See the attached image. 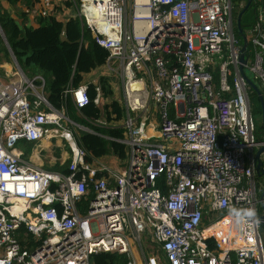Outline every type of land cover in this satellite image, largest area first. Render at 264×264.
Instances as JSON below:
<instances>
[{
    "label": "built area",
    "instance_id": "built-area-1",
    "mask_svg": "<svg viewBox=\"0 0 264 264\" xmlns=\"http://www.w3.org/2000/svg\"><path fill=\"white\" fill-rule=\"evenodd\" d=\"M39 4L42 16L62 7ZM74 8L108 52L105 72L121 74V122L93 124L122 129L113 141L126 160L85 162L71 127L95 133L54 109L44 79L26 77L9 51L12 80L0 82V264H91L101 253L139 264L129 237L143 264H264L254 156L263 144L254 138L231 1L79 0ZM263 22L260 8L243 71L264 90ZM65 95L77 111L89 103L85 84ZM52 140L70 151L57 171L15 151L20 141ZM143 236L156 253H145Z\"/></svg>",
    "mask_w": 264,
    "mask_h": 264
},
{
    "label": "trees",
    "instance_id": "trees-1",
    "mask_svg": "<svg viewBox=\"0 0 264 264\" xmlns=\"http://www.w3.org/2000/svg\"><path fill=\"white\" fill-rule=\"evenodd\" d=\"M1 1L6 2L9 7L19 10L16 17L22 19V25L17 24L16 20L0 3V64L9 61L10 51L26 77L32 78L36 74L42 76L45 81V97L54 109H64L66 116L72 122L95 133L81 132L76 138L77 145L86 153L85 162L91 163L93 160L108 154L116 156L120 161H125L127 154L124 146L113 141V139L122 137V129L100 127L93 124L102 116H105L108 121L113 120L108 108H111V114L115 115V121L121 120L122 108L118 102L111 101L110 104H104L101 108L96 106L93 103L96 91L92 84L87 85L89 103L79 111L74 108L70 96L65 95L67 89L82 85L84 75L105 64L108 57L107 50L97 45L90 31L77 15L62 22L51 15L42 16L39 14L34 17L37 27H26L23 24L27 15L40 0ZM69 1L71 0L65 1V6L72 9H75L74 7L79 2V0H74V3ZM230 1L233 7L232 13L236 20L246 0ZM260 8H264V0H251V4L244 12L240 22L244 35L247 33V29L249 30L254 25ZM234 33L239 45L242 46L243 40L241 35L236 32V28H234ZM31 68H35L38 73L35 72V74ZM24 69L28 70L24 71ZM215 79H217V74H215ZM108 82L104 77L98 81V87L104 99L112 96V89ZM260 92L263 93L261 88ZM249 100L252 116L253 113H258L261 116L259 97L252 89L249 90ZM254 138L256 143H264L262 119L260 125L256 126L254 123ZM255 179L262 189L261 183H264V178L255 176ZM93 262L94 264H117L125 263L126 258L119 254L101 253L93 256Z\"/></svg>",
    "mask_w": 264,
    "mask_h": 264
},
{
    "label": "crops",
    "instance_id": "crops-1",
    "mask_svg": "<svg viewBox=\"0 0 264 264\" xmlns=\"http://www.w3.org/2000/svg\"><path fill=\"white\" fill-rule=\"evenodd\" d=\"M1 3V5H2V7L4 8V9H6L7 11H8V13L16 20V22H17V24H19L20 26L22 25V19L19 17V18H17L16 17V15L15 14H13V13H11V11L9 10V5L6 3V2H4V1H1L0 2ZM245 5V3L243 4V6ZM242 6V7H243ZM67 7V6H66ZM57 9H61V8H56V9H53V10H51V12H50V14L49 15H51L52 17H54L56 20H58V21H62V22H65L68 18H70V17H75L76 15H68V12L72 9V8H68L67 7V9H64V11H61V12H63V13H60V12H57V11H59V10H57ZM22 10L23 11H25L26 12V10L24 9V8H22ZM59 14H65L68 18L67 19H64L63 18V16L64 15H62V18L63 19H60L59 18ZM243 16V15H242ZM263 25H264V22H263ZM23 26H26V27H33V28H35V27H37V24H36V20H35V18H34V16L31 14V13H29V15H27V19H26V21H25V23L23 24ZM264 29V28H263ZM247 31H248V29H247ZM245 36H246V34H245ZM9 57H10V55H9ZM11 58V57H10ZM11 60H12V58H11ZM11 62H4V63H2V64H0V77L2 76V77H4L5 79H7V78H9L10 77V75H11V73H12V71H13V69H12V67L9 65ZM9 68V69H8ZM95 72H98V73H96V75L94 74ZM35 73V72H34ZM33 73V74H34ZM38 73V72H37ZM36 74V73H35ZM98 74L100 75L99 77H98ZM93 75H95V76H97V78L96 79H85V77L86 76H93ZM112 74H107L106 72H105V67L104 66H102V67H100V68H98V69H96V70H94V71H92L91 73H89V74H86V75H84L83 76V83L82 84H85V85H88V84H92L93 86H95V87H98V81H99V79L101 78V77H104L105 79H107V78H109V76H111ZM42 77V76H41ZM92 80V81H91ZM3 81H5V80H3V79H0V82H3ZM109 81V80H108ZM258 88H259V90H260V88H261V90L263 91V93H262V96L264 95V90H263V88L260 86V84L258 83V82H256V81H254L253 82ZM108 84H109V86L111 87V89H112V83H111V79H110V81L108 82ZM44 87H45V81H44ZM100 98H101V100L103 101V103L101 104V105H96V106H98L99 108H101L104 104H110V102H111V98H108V99H104L103 97H102V93L100 92ZM103 98V99H102ZM120 102H118V104H119ZM120 105V107L122 108V117H123V106L121 105V104H119ZM108 112L110 113V117L111 118H113L115 115H113V114H111V108H108ZM102 121H104V122H106V123H108V122H110V121H108V120H106L105 119V116H102L101 118H100ZM121 120H122V118H121ZM121 120H119L118 122H121ZM111 121H114V120H111ZM97 125V124H96ZM97 126H99V125H97ZM100 127H104V126H100ZM82 132H85V131H82ZM80 134V133H79ZM78 134V135H79ZM74 135H75V138H77L78 137V135H76L75 134V132H74ZM77 142V141H76ZM56 144H58V142L56 141ZM259 144H263V143H259ZM261 148V146H257L256 147V149H255V153L259 150ZM40 149H44V150H46L47 152H49V153H52L51 152V150H53V149H56L55 148V143L53 142V140L52 141H50V142H42V143H39V144H37V143H30V142H26V141H20V142H18V144H17V148H15V151L16 152H19V153H21V158L23 159V160H25L26 162H29L30 164H32V165H35V166H39V167H42L43 166V162H42V160H40L39 159V154L41 153V151H40ZM255 153H254V155H255ZM63 158H67V153H64V155H63ZM260 160H261V162L262 163H264V153H262L261 154V156H260ZM93 162V164H96V163H106L108 166H112V167H117V166H119L122 162H124V161H120L116 156H114V155H112V154H108V155H106V156H102L101 158H98V159H95V160H93L92 161ZM53 163H55L56 165H57V170H59V169H61V165H60V163H61V161H59V160H56V161H54ZM264 165V164H263ZM264 167V166H263ZM43 168V167H42ZM56 170V171H57ZM257 176V175H256ZM258 177V176H257ZM257 187H258V192H259V196H260V193L263 191V189H264V183L262 182L261 183V188L262 189H260V187H259V184L257 183ZM262 211V209H261V206H260V212ZM214 217V214H210L209 216H205V218H213Z\"/></svg>",
    "mask_w": 264,
    "mask_h": 264
},
{
    "label": "rangeland",
    "instance_id": "rangeland-1",
    "mask_svg": "<svg viewBox=\"0 0 264 264\" xmlns=\"http://www.w3.org/2000/svg\"><path fill=\"white\" fill-rule=\"evenodd\" d=\"M65 1H68V0H60V3L62 5V7H61V9H57V10H59L57 12L63 13L61 11H64V9H67V7L65 6ZM37 6H38V8L36 9ZM37 6L35 8H32V10H31L32 11V15L34 17L37 15V11L38 10H41L43 12V8L46 7V6H43L42 4H39ZM9 10L11 11V13H13L15 15H18V13H19V10L17 8H14V7H9ZM76 14H77V11L75 9H71L68 12V15H73L74 16ZM62 15H64L63 16L64 19L68 18L65 14H59V18L60 19H63ZM9 62H11L9 65L12 67V69H13L12 73H13L14 72V62L11 60L10 57H9ZM27 70L28 69H24V71H27ZM31 70L36 72V73L38 72L35 68H31ZM96 73H98V72H95L94 74L96 75ZM28 75H30V74H28ZM36 75H39V74H36ZM95 75L86 76L85 79L86 80L87 79H93L94 80V79L97 78V76H95ZM99 76L100 75L98 74V77ZM0 79H3L5 81L12 80L11 77L5 79L2 76L0 77ZM110 79H111V83H112L111 101L120 102L119 104L124 106V97H123V90H122V79H121L120 72H118L117 74H112L111 76H109V78H107V80H109V81H110ZM253 119H254V123H255L256 126L261 124V116H260V114L253 113ZM113 120L115 121L114 117H113ZM71 129L73 130V132H75L76 135H78L79 133H81L83 131L81 128H79L77 126L71 127ZM53 142L55 143V148L56 149L51 150L52 153H49V152H47L44 149H40L41 153L39 154V159L42 160V162H43V166L42 167L44 169H46V170H49V171H56L57 170V165L55 163H53V162L56 161V160H59V161L66 160L67 161V159L69 158V153H70V151L68 149V146H67V144L65 142L59 141V145L56 144V140H53ZM15 148H17V145L15 146ZM64 153H67V158H63ZM123 163H125V161ZM129 241L131 242V248H132V250L135 253L136 260L138 261L139 264H143V257H142V255H141V253L139 251L138 244L131 237H129ZM263 241H264V236H263ZM142 246H143L144 251H145L146 254H148V253H156V251H157L156 247L150 243L149 238H147L145 236H143V238H142ZM90 263L94 264L93 257L91 258Z\"/></svg>",
    "mask_w": 264,
    "mask_h": 264
},
{
    "label": "water",
    "instance_id": "water-1",
    "mask_svg": "<svg viewBox=\"0 0 264 264\" xmlns=\"http://www.w3.org/2000/svg\"><path fill=\"white\" fill-rule=\"evenodd\" d=\"M250 4H251V0H246V3L244 5V7L242 8V10L238 13V15L236 17V23H235L236 32L241 35V38L243 40V43H242V46H241V50H240V57H239V63H240L239 70H240V73L242 74V76L246 79V82H247L248 86L252 90H254L256 92V94L258 95V97H259L261 110H262L261 119H262V124L264 125V98H263L262 93L260 92L259 88L251 80H249L245 76L244 71H243V66L246 64V61H247L246 51L248 49V41H247L246 36L242 33L240 22H241L242 15L248 9ZM12 58H14V57H12ZM262 153H264V144L261 146V148L254 155L255 156V160H256L255 175H257L258 177L262 176L264 178L263 163L260 160V156H261ZM259 200L261 202V209H262V215H261L262 224H261V227H260V233L264 234V189L260 193Z\"/></svg>",
    "mask_w": 264,
    "mask_h": 264
},
{
    "label": "clouds",
    "instance_id": "clouds-1",
    "mask_svg": "<svg viewBox=\"0 0 264 264\" xmlns=\"http://www.w3.org/2000/svg\"><path fill=\"white\" fill-rule=\"evenodd\" d=\"M233 212V210H230ZM235 212H239L237 210L234 209ZM243 215L247 216V217H254L255 216V212L253 210H246Z\"/></svg>",
    "mask_w": 264,
    "mask_h": 264
},
{
    "label": "bare ground",
    "instance_id": "bare-ground-1",
    "mask_svg": "<svg viewBox=\"0 0 264 264\" xmlns=\"http://www.w3.org/2000/svg\"><path fill=\"white\" fill-rule=\"evenodd\" d=\"M9 69V68H8ZM130 87H133L134 89H138V87H137V84L136 83H133V84H131L130 85ZM143 93V92H142ZM142 93H140V95L139 96H142ZM226 230V228H224L223 229V231H225Z\"/></svg>",
    "mask_w": 264,
    "mask_h": 264
},
{
    "label": "flooded vegetation",
    "instance_id": "flooded-vegetation-1",
    "mask_svg": "<svg viewBox=\"0 0 264 264\" xmlns=\"http://www.w3.org/2000/svg\"><path fill=\"white\" fill-rule=\"evenodd\" d=\"M264 144V143H263Z\"/></svg>",
    "mask_w": 264,
    "mask_h": 264
}]
</instances>
